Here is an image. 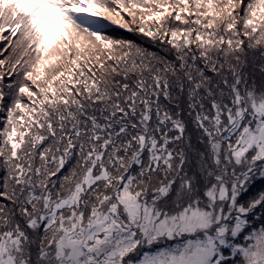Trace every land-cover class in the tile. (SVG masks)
<instances>
[{
  "label": "snow or ice",
  "instance_id": "1",
  "mask_svg": "<svg viewBox=\"0 0 264 264\" xmlns=\"http://www.w3.org/2000/svg\"><path fill=\"white\" fill-rule=\"evenodd\" d=\"M0 264H264V0H0Z\"/></svg>",
  "mask_w": 264,
  "mask_h": 264
},
{
  "label": "trees",
  "instance_id": "2",
  "mask_svg": "<svg viewBox=\"0 0 264 264\" xmlns=\"http://www.w3.org/2000/svg\"><path fill=\"white\" fill-rule=\"evenodd\" d=\"M0 43H3L2 41H0Z\"/></svg>",
  "mask_w": 264,
  "mask_h": 264
}]
</instances>
